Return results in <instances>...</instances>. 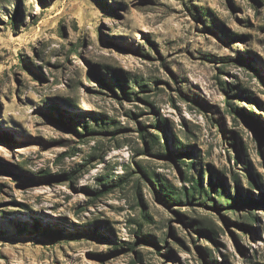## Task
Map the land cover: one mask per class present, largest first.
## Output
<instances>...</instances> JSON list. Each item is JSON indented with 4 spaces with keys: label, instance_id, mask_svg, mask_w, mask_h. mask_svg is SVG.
<instances>
[{
    "label": "rangeland",
    "instance_id": "374dc122",
    "mask_svg": "<svg viewBox=\"0 0 264 264\" xmlns=\"http://www.w3.org/2000/svg\"><path fill=\"white\" fill-rule=\"evenodd\" d=\"M0 184V264H264V0H0Z\"/></svg>",
    "mask_w": 264,
    "mask_h": 264
},
{
    "label": "trees",
    "instance_id": "16d2710c",
    "mask_svg": "<svg viewBox=\"0 0 264 264\" xmlns=\"http://www.w3.org/2000/svg\"><path fill=\"white\" fill-rule=\"evenodd\" d=\"M9 21H10L11 24H14V18L13 17H10L9 16ZM122 83L126 84L125 82H122ZM225 90L229 94V91H230L229 88L228 89H225ZM122 93L125 96H127V97H131V95L133 94V92L131 90H127L126 88H123L122 89ZM227 103L229 104L230 102L227 100ZM229 106L232 109V111H234L236 114L237 113L243 114L244 111H245L244 108H241L238 105L232 106V104H229ZM156 120L158 121V125H160L161 127H164L165 128V122H166V119L165 118H162L161 121L158 120V119H156ZM82 126H83V129L86 132H90L91 131V128L86 123H84ZM162 133H163L162 134L163 142L165 144H167V138L164 135V132L163 131H162ZM141 136H142V138H148V140L151 143V145H154V144L158 145V147H159L158 154L159 155H162V156L164 155V152L162 151L164 148H163L162 144L160 143L157 134L147 133V135H146L144 132H142ZM176 149L179 150L181 148L176 147ZM165 150L167 151V154L168 155H172L175 152L174 149H171L170 150L168 146H165ZM180 161L185 166V169L186 170H185L184 177H185V181L189 183V186L188 187H183V190H181V191H176V190H174L173 185H171V183L167 179H164L165 182H162V181L159 182V186H160L159 193L163 197V199H165V201H168V202H172V201H188L189 202V201H197V200H202V202L212 200L213 202H215L214 199L212 198V196L210 195V190H213V189H216L217 190L218 189V188L215 187V183H219V186L220 187H223V185L220 182V179L217 178L215 181H213L212 178H211L210 172H209V185H207V187H204V185L202 183V179H201V172H203V171L202 170H199V173H198L197 176L189 175V174H187V171H188V168H193V161L186 162L182 158L180 159ZM245 171H246V173H247V175L249 177V182L251 184H253V183L255 184L254 177L251 176L247 172V169ZM66 177L72 178L73 177V174L66 175ZM107 181L108 180H106L104 182H101V184H105L106 185V182ZM0 186H1V184H0ZM137 189H139V187ZM225 197L228 200V201H225V203H229L230 202V206L231 205L234 206L238 201H247L248 199L253 200V198L251 197V195H248V194L242 195L240 193L239 189H236V194L234 196H232L229 193H226L225 194ZM141 215L146 220H150L151 219V217L149 216V214L146 213V212H144V211L141 212ZM254 217H255L254 215H249V217H247V218L254 219ZM193 221H195V220L194 219L190 220L191 223ZM138 225L141 226V224H138ZM242 225L244 227L252 228L247 223H242ZM197 230H200V231H204V232L209 233L212 236V238H214V239L217 236L216 231L212 227H209V228L200 227V228H197ZM138 232H139V229L136 230V233H138ZM147 236L153 237L150 234L143 235V237H147Z\"/></svg>",
    "mask_w": 264,
    "mask_h": 264
}]
</instances>
